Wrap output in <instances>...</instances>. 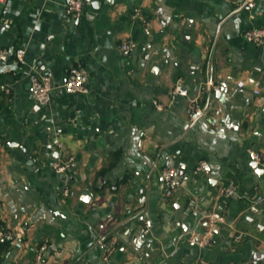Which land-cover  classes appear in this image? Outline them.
<instances>
[{"label": "crops", "instance_id": "1", "mask_svg": "<svg viewBox=\"0 0 264 264\" xmlns=\"http://www.w3.org/2000/svg\"><path fill=\"white\" fill-rule=\"evenodd\" d=\"M68 1L0 0V48L25 50L0 63V264L43 245L40 264H264V45L243 37L264 0H84L79 18ZM73 66L87 94L61 89ZM33 73L58 87L47 107ZM169 166L184 172L168 198ZM213 210L227 225L190 244Z\"/></svg>", "mask_w": 264, "mask_h": 264}, {"label": "built area", "instance_id": "2", "mask_svg": "<svg viewBox=\"0 0 264 264\" xmlns=\"http://www.w3.org/2000/svg\"><path fill=\"white\" fill-rule=\"evenodd\" d=\"M229 1V0H226ZM243 4L248 6L250 9L254 8L255 4L252 0L243 2ZM84 7V0H69L66 7L67 16L73 18H79L81 16L82 10ZM244 40L249 44L255 45H264V28L259 29H250L247 30L244 35ZM136 48V44L132 41H126L120 46V50L123 52H130ZM25 56V50L18 49L16 51L7 50L0 48V63L8 62L9 60L16 59L22 61ZM31 83V94L34 103L39 107H47L50 105L53 94L58 87L54 85L52 79L49 76H40L37 73H33L30 76ZM89 75L85 68L80 66H73L68 72V76L65 82L62 84L61 89L67 94L77 95V94H87L89 92ZM238 86L243 88L245 84L239 82ZM179 92V88H176L175 93ZM255 94L259 95L260 90H255ZM190 115L192 117L203 115L202 111L192 105L190 109ZM254 161L258 164V157L254 155ZM207 166L206 162H201L200 165L196 168L195 173L199 174ZM54 169L57 173H64L67 169L66 165L56 164ZM162 180L164 186V195L166 197H172L176 191L179 189L180 177L179 171L175 167H167L162 173ZM221 193L227 197H233L237 194L236 188L233 186H228L224 188ZM64 196L66 198H71L74 194L70 191L69 188L64 190ZM196 209V202L192 200L187 208V213L192 212ZM204 221L206 223V229L203 234L193 233L189 238V243L196 245L200 248L209 246L211 240L214 237V234L219 228L227 225V218L218 211H211L204 215ZM8 237V234L4 229L0 228V240ZM243 238V234L240 233L235 237L236 241H240ZM47 249L46 245H43L40 249V252L37 255L36 263L40 264L43 259V252ZM116 249V243L111 242L109 245H104V252L107 256L111 255Z\"/></svg>", "mask_w": 264, "mask_h": 264}, {"label": "water", "instance_id": "3", "mask_svg": "<svg viewBox=\"0 0 264 264\" xmlns=\"http://www.w3.org/2000/svg\"><path fill=\"white\" fill-rule=\"evenodd\" d=\"M223 87L222 88H220V91H219V93L220 92H223ZM254 170H256V171H261V170H259V168H258V164H257V162H253V164H252V166H251ZM183 172H184V166H182L181 167V169H180V171H179V177H182L183 176ZM256 255H255V259H256ZM262 261L264 262V256H262Z\"/></svg>", "mask_w": 264, "mask_h": 264}]
</instances>
